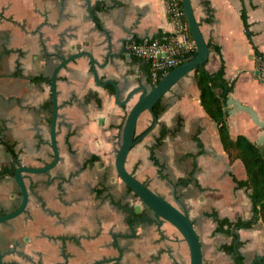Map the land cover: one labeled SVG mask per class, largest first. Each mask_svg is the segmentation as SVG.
Wrapping results in <instances>:
<instances>
[{"label":"crops","instance_id":"1","mask_svg":"<svg viewBox=\"0 0 264 264\" xmlns=\"http://www.w3.org/2000/svg\"><path fill=\"white\" fill-rule=\"evenodd\" d=\"M90 3L92 14L85 0H0V214L20 200L14 167L52 159L47 101L59 56L89 50L98 61L99 80L118 85L130 80V88L148 84L150 67L147 59L129 52L128 44L173 32L167 0ZM191 3L209 46L205 67L215 71L222 66L225 79L233 82L228 94L251 105L264 120V80L256 69L264 61V0ZM56 91L60 158L48 172L25 175L30 191L25 210L0 222L3 264H89L119 256L116 242L120 258L100 264H189L187 244L176 227L166 220H145V210L135 208L138 198L116 174L121 125L137 94L123 105L115 103L112 83L102 86L94 80L86 55L59 70ZM163 98L170 104L132 146L126 168L168 200L177 204L175 191L186 204L203 264H233V253L221 249L231 236L215 228L217 217L235 221L253 215L250 189L236 186L234 179L246 177L244 165L228 158L217 124L200 104L193 71ZM225 118L231 136L244 134L256 142L264 134L245 111ZM149 123V112H142L136 132ZM160 123L169 131L152 150ZM260 147L264 151V141ZM92 154L97 158L91 162ZM235 230L244 264H264L262 220Z\"/></svg>","mask_w":264,"mask_h":264},{"label":"water","instance_id":"2","mask_svg":"<svg viewBox=\"0 0 264 264\" xmlns=\"http://www.w3.org/2000/svg\"><path fill=\"white\" fill-rule=\"evenodd\" d=\"M87 11L92 14L90 0H85ZM183 14L186 18L188 29L195 45V53L188 59L179 62L168 69L163 76L154 84L137 83L129 88L130 80H125L124 83L118 85L112 80H99L97 74V59L93 54L86 49H78L68 54L67 56L60 55V61L55 64L50 73V98H51V115L49 120V141L52 150V159L40 166H28L22 163L14 168V180L20 191V202L11 211L0 214V222L6 221L20 214L26 208L29 199V189L24 180L25 173H40L48 172L59 160V151L56 141L57 125H58V101L56 91V78L59 70L64 67L69 61L86 55L90 62L91 72L94 80L99 85H105L110 82L114 88V101L119 105L125 104L133 95L137 94L136 100L128 108L123 123L120 129V138L114 154V167L118 178L133 192L138 198L139 203L136 204V211L145 210L144 218L148 221L161 223L163 220L170 222L180 232L185 240L189 251V264H203V255L200 238L194 227L193 221L190 218L186 204L180 200L175 191L173 197L176 203L168 200L164 196L152 190L144 182L136 178L126 168V158L132 146L138 142L146 133H148L157 123L158 116L153 110L155 102L163 97L175 83L183 76L193 71L198 65L206 62L209 54V46L200 30L198 20L196 19L192 7L191 0H180ZM75 48V46H71ZM128 88L127 92L122 95V91ZM228 105H230L229 108ZM242 110L249 114L250 118L257 125L264 127V120L258 116L256 110L249 104L240 102L237 98L228 94L223 107L224 116L231 115L234 112ZM148 111L150 114V123L142 132H136V125L140 114ZM264 141V134L256 139L257 145L261 146ZM148 213H152L149 217ZM116 244L119 256H109L98 258L89 264H100L110 260H118L121 256L122 249ZM0 264H3L2 250L0 246Z\"/></svg>","mask_w":264,"mask_h":264},{"label":"trees","instance_id":"3","mask_svg":"<svg viewBox=\"0 0 264 264\" xmlns=\"http://www.w3.org/2000/svg\"><path fill=\"white\" fill-rule=\"evenodd\" d=\"M212 46L219 50L218 44ZM194 53L195 50L181 54L180 62L190 58ZM147 63L148 67H150L149 61ZM205 63L198 65L193 70L194 83L199 90L200 104L207 115L217 124L219 138L228 158L231 161L236 158L242 161L246 177L244 179L234 177V179L236 186H245L250 189V198L253 206V215L250 219L238 218L232 221L228 217H217L215 230L231 236L230 242L221 244V249L226 253H233V264H244L243 255L239 251L241 241L238 239V233L235 229L240 226H250L252 221L257 219H261L264 225V151L256 142L244 134L231 136L223 107L228 93L232 90L233 82H228L225 79L222 66L215 71H209L205 67ZM164 73L160 71L156 78L152 79L149 69L147 73L148 83L150 85L156 83ZM36 78L39 79L40 77L36 76ZM169 104V100L161 97L155 102L153 110L159 116ZM47 106L50 109L51 99L47 101ZM168 131L169 128L164 123H160L159 131L155 135L154 143L151 145L152 150L162 144ZM11 150L13 153L12 146ZM96 158L97 156L92 154L87 160L92 162Z\"/></svg>","mask_w":264,"mask_h":264},{"label":"built area","instance_id":"4","mask_svg":"<svg viewBox=\"0 0 264 264\" xmlns=\"http://www.w3.org/2000/svg\"><path fill=\"white\" fill-rule=\"evenodd\" d=\"M167 10L174 24L171 34L161 38L133 40L128 44L130 53L149 61L152 79L156 78L158 72H166L178 64L181 54L195 50L180 0H167ZM256 69L259 78L264 80V61Z\"/></svg>","mask_w":264,"mask_h":264},{"label":"flooded vegetation","instance_id":"5","mask_svg":"<svg viewBox=\"0 0 264 264\" xmlns=\"http://www.w3.org/2000/svg\"><path fill=\"white\" fill-rule=\"evenodd\" d=\"M51 107H52V106H51ZM17 165H18V164H17ZM17 165H16V166H17ZM16 166H15V167H16ZM15 167H14V168H15ZM13 171H14V169H13ZM40 173H44V172H40ZM40 173H31V174H40ZM26 174H30V173H25V175H26ZM25 175H24V180H25ZM13 177H14V176H13ZM18 189H19V188H18ZM28 189H29V188H28ZM29 192H30V191H29ZM19 202H20V200L18 201L17 205L19 204ZM17 205H16V206H17ZM16 206H15V207H16ZM15 207H14V208H15ZM14 208H13V209H14ZM13 209H12V210H13ZM24 210H25V209H24ZM10 211H11V210H10ZM22 212H23V211H22ZM22 212H21V213H22ZM144 214H146V213H144ZM142 215H143V214H142ZM142 215H141V216H142ZM148 216L151 217V216H152V213H148ZM143 218H144V216H143ZM10 219H11V218H10ZM144 219H145V218H144ZM8 220H9V219H8ZM145 220H146V219H145ZM147 221H148V220H147ZM3 222H4V221H3ZM150 222H153V221H150ZM110 261H111V260H110Z\"/></svg>","mask_w":264,"mask_h":264}]
</instances>
